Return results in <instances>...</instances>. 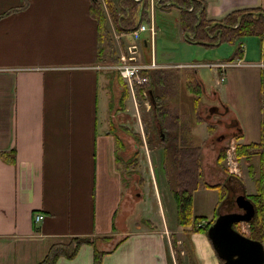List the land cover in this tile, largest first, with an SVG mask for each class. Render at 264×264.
Instances as JSON below:
<instances>
[{
    "label": "crops",
    "instance_id": "1",
    "mask_svg": "<svg viewBox=\"0 0 264 264\" xmlns=\"http://www.w3.org/2000/svg\"><path fill=\"white\" fill-rule=\"evenodd\" d=\"M24 1L25 7L0 14V264H36L52 244H67L73 236L93 242H82L74 256L60 255L53 264H222L208 234L193 232L183 238L172 230L176 235L170 238L169 225L179 223L176 213H167L162 205L160 184L150 187L153 176L144 184L159 202L158 215L129 225V202L134 200L128 190L129 167L135 155L127 159L123 148L118 151L122 142L113 127L119 121L109 104L113 72L107 66L134 42L131 30L117 34L105 16L114 48L110 56L107 49L100 51L105 40L99 37L91 0H0V13ZM201 1L204 25L188 23L174 0H148L144 18L137 0L134 20L153 27L152 34L149 29L140 34L138 62L153 64L140 70L149 84L145 89L137 84L138 93H156L158 76L184 67L196 68L195 75L206 86L198 69L211 67L215 77L210 91L237 121L240 142L259 144L258 173L251 177L254 185L248 193L257 192L255 179L261 177L264 204V34L224 37L219 30L224 27L215 26L234 10L264 8V0ZM157 9L174 15L177 38L205 48L223 42L228 50L205 60L176 61L168 60L172 53L159 55ZM112 71L129 88L118 71ZM164 92L158 89L157 97L163 98ZM179 111L170 103L163 126L180 118ZM2 152L15 154V161H6ZM144 190L136 195L142 197ZM166 201L170 204L171 197ZM36 213L43 217L36 220ZM261 241L264 246V235ZM96 250L101 252L98 260Z\"/></svg>",
    "mask_w": 264,
    "mask_h": 264
},
{
    "label": "rangeland",
    "instance_id": "2",
    "mask_svg": "<svg viewBox=\"0 0 264 264\" xmlns=\"http://www.w3.org/2000/svg\"><path fill=\"white\" fill-rule=\"evenodd\" d=\"M97 3L105 16L108 15L113 22L112 14H115L118 17V24H121L120 16L124 11L123 6H125L121 0H118L116 8L110 5L111 9L114 8L112 12L105 0H97ZM155 17L158 40L157 53L159 55L160 53L162 55L172 53L173 58H168V60L187 61L192 58L205 60L209 59L210 55L225 54L228 50L226 43L223 44V42L218 45L219 47L207 46L205 48L199 47L191 41L188 42L187 39L182 38L181 40L177 38V26L174 23L173 14H164L157 9ZM146 25L148 24L146 23ZM149 30L152 34L153 27ZM119 33L124 34V32L117 34ZM146 33L148 34L149 31ZM186 34L190 35L188 31L185 32ZM102 38L104 37L102 36ZM135 41L139 48V40ZM134 54L136 62H138V56H140L138 50ZM115 63L113 62L111 65ZM152 64L150 62L147 67L152 66ZM111 65L107 66L112 68L108 71L113 72V77L110 78L109 83L112 90V101L109 104L113 110L115 109V118H118L119 121V123H114L113 127L115 134L122 142L118 151L120 154L123 148L124 152L122 153L127 159L133 158V154L135 155L134 161H130L132 165L129 167L131 171L128 180L129 195L134 199L133 202H129L131 210L127 218L130 227L137 221L144 224L145 216L158 215L159 202L154 192H147L148 186L144 184L145 178H149V176H153L155 180V183L150 186L152 189L154 184H160L162 205L167 213H171L173 216L176 213L177 221V207L175 209L176 203H174L175 200L171 194L173 190L177 189L193 188V214L207 215L211 221L215 218L216 212L241 210L235 202V197L240 193L248 196V192L253 190L251 188L254 185V180L251 170L258 167V147L254 146L253 149L256 148V152L254 151V154L247 153V157L244 154L236 156V146L242 144L239 140L237 126L225 127L223 124V121L228 120L232 115L209 111L212 104L218 106L220 110H224L222 101L210 91L215 77L213 69L208 66H200L198 69L207 87L200 83V79L195 75L196 68L184 67L179 70H170L166 76H162L160 73L161 75L157 77V80H160L161 85H159L160 87L155 85L154 90L157 91L156 93H158V89L166 92H164L165 97L162 96L161 99L156 96V103H160V106L155 107L150 103L147 96L138 93L140 87L134 86V93H132L126 84L123 82L120 84L117 75L112 71L115 69ZM195 77L199 83L196 82ZM148 81L140 83V85L145 89L149 84ZM169 94L175 97H170ZM124 95H126V99ZM170 103H173L175 108L178 107L179 112H181L180 118L177 117V120L171 122V126L164 127V130L149 125V122L157 121L156 117L162 123L167 119L169 114L166 111ZM117 109L118 112H116ZM126 126L140 136L131 134ZM162 132L164 137L161 138L160 133ZM220 133L225 135L218 140ZM222 152L224 156L219 160ZM123 167L125 168V165ZM139 172L143 174V179L136 175ZM216 184L221 185L220 189L208 186ZM142 190L145 191L142 197L136 195L137 191L141 193ZM170 197L171 203L168 204L166 199L170 200ZM207 220L205 219L203 223ZM178 225L175 223L169 225L170 238H172V233L176 235V232L173 231H177V234L182 235L183 238L186 237L185 234L193 232L207 234L205 230H191L190 226ZM198 226L201 227L197 224L196 227ZM234 227L248 235L251 223L250 221H239L234 223Z\"/></svg>",
    "mask_w": 264,
    "mask_h": 264
},
{
    "label": "trees",
    "instance_id": "3",
    "mask_svg": "<svg viewBox=\"0 0 264 264\" xmlns=\"http://www.w3.org/2000/svg\"><path fill=\"white\" fill-rule=\"evenodd\" d=\"M108 8L111 6L114 7L113 0H105ZM160 2H164L165 0H159ZM173 1V0H172ZM122 3L125 4L123 6L124 11L128 10L129 15H123L120 16L121 24H118V17L115 14H112L114 27L118 32L121 31H132L137 27L140 20H134V9L136 8L135 4L137 3V0H121ZM92 3V12L94 16L98 19V31L100 34V39L103 36L102 40H105L104 45L102 48H100V51L103 49H107L108 52H110V56H114V48L112 47V43H110V37L109 32L104 25V18L105 14L103 13L102 8L97 3V0H91ZM140 3L142 4V11L141 16L144 18H147L148 16V7L149 2L148 0H140ZM174 3L180 5L182 9H184V13L186 15V18L189 21L188 23H196V21H200L198 25H204L207 23L204 20L203 17V11H204V5L201 0H174ZM27 5V1H24L21 5H16L9 7L8 9L4 10L0 14H6L12 9L16 8H22ZM114 9V8H113ZM111 7L110 11L112 12ZM123 16V17H122ZM123 22V23H122ZM124 24V25H123ZM222 25L224 28L219 29L222 32V35L225 37L226 33H231V35L236 34H243V33H259L260 35L264 34V8H246V9H239L234 10L230 13H228L224 18H222L219 22H216V25ZM226 34V35H228ZM230 35V34H229ZM228 35V36H229ZM115 61H118L119 58L114 57ZM161 121V120H160ZM162 129L164 130V124L161 122ZM164 132V131H163ZM240 134V133H239ZM238 134V135H239ZM161 136V133H160ZM254 146L257 148L259 146L258 143H249V144H238L236 146V156H239L241 154L246 155L247 153H255ZM255 151V152H254ZM2 156L6 161L14 162L15 161V154H5L2 152ZM224 156V153L222 152L219 160ZM253 177H255L256 173H258V169L251 170ZM259 175V174H258ZM255 181L258 182L259 187L255 194H248V198L251 199V201L254 204L255 207V214L250 220L251 223V229L250 233L248 234L250 237L262 240L263 233H264V204H263V192L261 187V177L257 176ZM210 187H216L220 189L219 184L216 185H208ZM192 190L193 188H183L182 190H173L172 194L176 203L177 207V219L178 223L183 227L190 226L191 230H205L207 231L209 225L214 221H211V219H208L206 215H198L193 214V206H192ZM218 213H215L216 217ZM205 219H208L207 222L203 221ZM201 225L196 227V225ZM82 242H93L90 237L87 236H73L72 240L65 244V243H55L52 244L46 253V255L39 260L36 264H53L55 260L60 256L64 255L67 257H72L75 255L79 245ZM101 252L96 250V260H98L99 255ZM222 259V258H221ZM223 262V259H222Z\"/></svg>",
    "mask_w": 264,
    "mask_h": 264
},
{
    "label": "water",
    "instance_id": "4",
    "mask_svg": "<svg viewBox=\"0 0 264 264\" xmlns=\"http://www.w3.org/2000/svg\"><path fill=\"white\" fill-rule=\"evenodd\" d=\"M216 108V106H213ZM213 111V108H209ZM237 121L234 119L231 124ZM163 136V134H162ZM235 202L241 209L218 213L209 225L207 234L222 264H264V246L261 240L252 238L234 227L235 222L250 221L255 207L250 198L240 193Z\"/></svg>",
    "mask_w": 264,
    "mask_h": 264
},
{
    "label": "built area",
    "instance_id": "5",
    "mask_svg": "<svg viewBox=\"0 0 264 264\" xmlns=\"http://www.w3.org/2000/svg\"><path fill=\"white\" fill-rule=\"evenodd\" d=\"M139 23L140 24L131 31L134 42L127 45L126 51L119 55V60L116 63L114 62L115 64H109L113 67V69L117 70L118 73L127 81L130 88H133V86H136L137 84L143 83L145 81V78L140 74V70L147 67V64L136 62L134 53L136 52V50H138V46L136 45L137 43L135 40H139L142 31L149 28L152 29V27L146 25L143 22ZM42 217V213H36L34 215V218L36 220H39Z\"/></svg>",
    "mask_w": 264,
    "mask_h": 264
},
{
    "label": "flooded vegetation",
    "instance_id": "6",
    "mask_svg": "<svg viewBox=\"0 0 264 264\" xmlns=\"http://www.w3.org/2000/svg\"><path fill=\"white\" fill-rule=\"evenodd\" d=\"M145 95L149 98V100H150V98H151V100L153 101V102H152V105H154L155 107L160 106V103H158V104L156 103V100H157V98H156L157 93H155L152 89H150V90L148 91V93H146ZM213 106H216V105H215V104H212V105L210 106L211 108H213V112H219V113H221V114H223V115L226 114V107L223 106L224 110H220L218 106H216V108H214ZM210 107H209V108H210ZM209 111H210V110H209ZM156 118H157V121H155V122H151V125H153V127H155V128L161 129V128H162L161 121L159 120L158 117H156ZM233 120H234V118H229L228 120L223 121L224 126H225V127L237 126V123H235V124H231V122H232ZM219 122H220V121H219ZM149 123H150V122H149ZM162 134H164V133L162 132V133H161V136H162ZM224 135H225L224 133H220V136H218V140H219L220 138H222ZM162 137H164V135H163Z\"/></svg>",
    "mask_w": 264,
    "mask_h": 264
}]
</instances>
